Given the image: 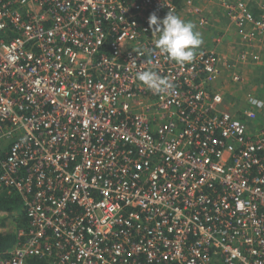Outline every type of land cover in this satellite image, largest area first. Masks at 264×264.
Masks as SVG:
<instances>
[{"label": "built area", "instance_id": "1", "mask_svg": "<svg viewBox=\"0 0 264 264\" xmlns=\"http://www.w3.org/2000/svg\"><path fill=\"white\" fill-rule=\"evenodd\" d=\"M215 1L252 51L264 0ZM202 7L0 0V186L27 218L0 264H264V130L212 91L218 54L178 65L154 47L150 15Z\"/></svg>", "mask_w": 264, "mask_h": 264}, {"label": "crops", "instance_id": "2", "mask_svg": "<svg viewBox=\"0 0 264 264\" xmlns=\"http://www.w3.org/2000/svg\"><path fill=\"white\" fill-rule=\"evenodd\" d=\"M214 2L215 0H201L200 3L201 6L203 5L205 8H208ZM250 7L253 11H257V0L253 1L250 4ZM215 9L216 11L214 15L210 16L211 26L209 30H207V33L209 34V36L211 35V37H214V39L218 41V44L216 46L217 54L219 57H221V59L225 60L226 62L223 61L224 64L221 65L222 74L219 80L211 86L212 90L215 91L216 86L218 89V85L224 84V88L226 89L225 94H228L227 96L223 93L225 95L224 98L230 97L231 99L237 100L238 102H242L244 98H241L244 97V91H247L246 87H248L250 90L249 95H251L253 99L257 102L256 105H259L261 108L257 110L259 112L262 111L264 114V39L261 42L263 45L259 47V51L254 52L253 56L249 55V51L245 50L244 46L242 45L243 42L241 41L240 36H237L235 29H231L232 25L225 10L218 4ZM217 12H219V14H217ZM179 17L185 21L182 15ZM245 52L248 54L247 60L245 61V63H241L244 65L240 66L237 71L241 75L243 83L238 85L231 82V71L226 67V65L230 64L229 67H236V65L233 64L238 62L236 57ZM255 54L258 55L257 61L253 59ZM226 80H228L229 82ZM223 91L225 92V90H222V92ZM235 105L236 104H231L229 100L224 99L225 109L228 110L234 116L244 120L245 123L248 125L249 131L254 132L256 130L264 129V127H257L262 126L263 124L256 126V123H249V121L246 120L245 114L242 113L243 111H245L246 108H244V110L237 111L238 108H235ZM257 121L258 120L256 119V122Z\"/></svg>", "mask_w": 264, "mask_h": 264}, {"label": "clouds", "instance_id": "3", "mask_svg": "<svg viewBox=\"0 0 264 264\" xmlns=\"http://www.w3.org/2000/svg\"><path fill=\"white\" fill-rule=\"evenodd\" d=\"M149 26L152 33L157 35L155 49L178 65L190 63L194 59L195 49L202 44L200 34L194 31V25L170 12L163 19H159L156 14L150 15ZM136 76L154 94L162 95L173 88L170 80L152 70L137 72Z\"/></svg>", "mask_w": 264, "mask_h": 264}, {"label": "rangeland", "instance_id": "4", "mask_svg": "<svg viewBox=\"0 0 264 264\" xmlns=\"http://www.w3.org/2000/svg\"><path fill=\"white\" fill-rule=\"evenodd\" d=\"M200 2H201V0H199V3ZM200 5H201V3H200ZM215 7H217L216 1L214 3H212L210 5V7H208V8H205L203 6L202 10L204 12L200 16H197V15L195 16V15H192V14H182V17H184L185 22L192 23L194 25V31H196V32H198L200 34V37L202 39V44L196 50H202V51H205V52H213V53L217 54L216 46L218 44V41L216 39H214V37H211V35L209 36V34L207 33L208 32L207 30H209V28L211 26L210 25V16L214 15V13L216 11ZM217 14H219V12H217ZM203 20H205V21H203ZM231 29H235V32H236L237 36H240L239 30H238V28L235 25H232ZM263 39H264V36L260 37V38L257 37L255 39L256 42L253 45L254 46L253 50L249 51V55L252 52H254V51H256V52L259 51V47H261L263 45L261 43ZM242 45H243V43H242ZM239 56L236 57V59L240 58ZM240 61L237 62V63H233L234 65H236V67L235 66H230L229 67L230 64L226 65V67L231 71V73H230L231 82L235 83V84H238V85L243 83L241 75L237 72L239 67L244 65V64H241L243 62H240ZM221 74H222V71L220 70L219 78H220ZM237 77H239L240 79L238 80ZM219 78L216 80V82L219 80ZM226 81H228V80H226ZM215 83H213V84H215ZM246 88H247V91H244L245 95H244V97L241 98V99L244 98V100L242 102L241 101L238 102L237 100L231 99L230 97L229 98H226V97L224 98L225 95L228 96V94H225L226 93V89L224 88V84L223 85H218V89H217V86H216V90L215 91H219L217 93L221 94L224 99L229 100L231 102V104H236L235 108H238L237 111L244 110V108H246L245 111H243L242 113H244L245 116L247 115L246 116V120L249 121V123H253V124L256 123V126L263 124L262 126H257V127L258 128L264 127V114H263L262 111L259 112L257 110V109H261V108H260L259 105H256L257 102L253 99V97L251 95H249V93H250L249 88L248 87H246ZM222 90H225V92L224 91L222 92ZM256 119L258 120L257 122H256ZM12 215L16 216L17 214L14 213ZM3 220H4V222H3ZM15 225L16 224H15V221L13 220V218L8 217V215H6V214L0 213V231H2V232L3 231L4 232L12 231V230L15 229Z\"/></svg>", "mask_w": 264, "mask_h": 264}, {"label": "trees", "instance_id": "5", "mask_svg": "<svg viewBox=\"0 0 264 264\" xmlns=\"http://www.w3.org/2000/svg\"><path fill=\"white\" fill-rule=\"evenodd\" d=\"M258 14V10L255 11ZM255 13V14H256ZM256 14V15H257ZM0 213H7L8 217L15 221V229L12 231H0V261L4 259L7 253L12 250L17 242L16 231L27 227V218L23 211V203L21 197L15 193H11L0 186ZM16 213V216L12 214ZM4 222V220H3ZM29 264H46L44 261L32 258Z\"/></svg>", "mask_w": 264, "mask_h": 264}]
</instances>
